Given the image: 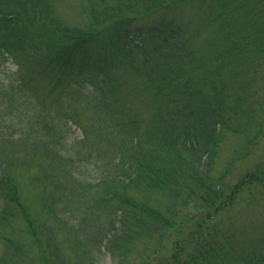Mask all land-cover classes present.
I'll use <instances>...</instances> for the list:
<instances>
[{
    "label": "trees",
    "instance_id": "16d2710c",
    "mask_svg": "<svg viewBox=\"0 0 264 264\" xmlns=\"http://www.w3.org/2000/svg\"><path fill=\"white\" fill-rule=\"evenodd\" d=\"M56 1L0 0V63L16 65L0 78V264H125L191 221L169 264H264V234L209 226L264 189L262 164L234 177L264 137V0H79L75 24Z\"/></svg>",
    "mask_w": 264,
    "mask_h": 264
},
{
    "label": "rangeland",
    "instance_id": "374dc122",
    "mask_svg": "<svg viewBox=\"0 0 264 264\" xmlns=\"http://www.w3.org/2000/svg\"><path fill=\"white\" fill-rule=\"evenodd\" d=\"M57 12L64 19L65 23L75 24L80 23L84 20L81 16L79 10V0H59L56 1ZM148 21V20H145ZM263 60L257 69H253L252 77L253 84L252 90L254 92V102L258 104L259 111H261V118L264 119V56ZM16 70V65L7 62L6 64L0 63V78L6 79V75L13 73ZM13 76V75H11ZM124 80L128 82L129 79L124 77ZM131 86L135 88V82L130 81L124 85V89H128ZM128 103L135 113L139 114L141 117H146L147 105L139 103L137 100L127 97ZM66 106L75 112L82 121H85L84 113L85 106L78 100H66ZM261 106L263 108H261ZM78 139L81 140L83 136V131L80 127L73 126ZM71 141V140H70ZM236 136H229L228 140L225 142L221 161L219 162L222 166L230 156L233 155L236 148ZM73 142V140H72ZM242 142V139H241ZM264 165V137L259 143L257 149H255L254 154L246 162H241L239 169L235 171L234 177L238 178L243 175L249 168L254 167L257 164ZM93 167V166H91ZM94 167L92 168V170ZM95 170V169H94ZM93 170V173L95 174ZM252 191V192H251ZM251 192V193H250ZM244 192L239 199V202L232 208L228 209L225 213H220L213 220L210 221L211 227L214 225L221 230L224 234L233 238L237 243H246V241H255L264 234V189H252ZM157 200L156 203L164 204L166 200L162 198H155L153 201ZM2 208V203L0 201V209ZM194 223L191 221L189 225L180 232V234L172 235L169 240L164 244L160 243L157 236H152L150 238H142L138 240L135 244L136 247L131 251V254L125 264H169L170 258L174 254V241L185 238L186 235L194 231ZM162 245V246H161ZM0 242V254L2 251ZM161 248V249H159ZM159 250V251H158ZM103 264H118L117 259H113V254L108 253L103 257Z\"/></svg>",
    "mask_w": 264,
    "mask_h": 264
}]
</instances>
